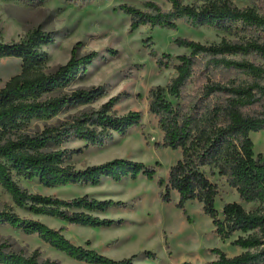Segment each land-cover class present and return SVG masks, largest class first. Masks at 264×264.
Masks as SVG:
<instances>
[{"label":"trees","instance_id":"1","mask_svg":"<svg viewBox=\"0 0 264 264\" xmlns=\"http://www.w3.org/2000/svg\"><path fill=\"white\" fill-rule=\"evenodd\" d=\"M28 5L40 0H20ZM84 3L87 0H67ZM164 9L153 0L143 1V7L120 3L115 10L129 16V31L140 26L176 28L182 20L193 28L211 27L228 33L264 32V14L253 6H238L234 0H166ZM250 3L264 0H248ZM54 40V32L38 27L19 40L0 42V57H16L21 71L0 88V186L17 207H25L32 215H44L69 224L106 227L114 220L101 217L111 206L122 201L98 199L88 194L61 198L30 192L20 178H36L46 187L61 185L98 184L102 178L119 181L141 175L152 180L155 166L141 161L116 157L97 164L77 168L71 159L82 148H62L70 138L83 140L85 146L103 145L114 133L123 135L141 122L142 113L130 110L117 114L114 105L120 95H114L99 107L89 104L105 91L102 86L68 89L70 83L86 73V67L98 56L91 50L77 52L78 43L68 60L51 71L40 68L48 58L42 49ZM150 41L149 39H147ZM176 46L188 53L173 57L170 53L149 55L160 68H174L175 75L165 85L151 86L147 92L148 113L154 115L162 132V141L155 147L178 149L180 158L169 167L167 178L158 177V198L170 201V192L178 195L176 208L188 220L187 201L201 203L220 239L238 235L232 244L242 248L229 256L213 248L216 257L207 264H264V153H254L249 134L264 129V63L236 55L255 54L264 61V43L254 38L235 41L222 39L218 43H202L186 37H176ZM116 55L115 50H108ZM199 63L206 67H224L244 72L249 80L223 83L208 80L191 95L184 91ZM177 100L174 104L169 98ZM82 106V107H80ZM76 111L55 123H45L41 129L32 128L33 120H48L62 111ZM222 176L235 189L239 202H225L218 217L215 198L218 186L211 178ZM243 203H255L245 209ZM19 228L36 234L43 242L72 259L89 264H134L133 257L112 259L85 245L73 243L64 234L65 226L51 227L37 218L23 217L8 208H0V225ZM147 256H154L148 252ZM1 264H57L55 260L40 259L37 250L23 254L0 243Z\"/></svg>","mask_w":264,"mask_h":264},{"label":"rangeland","instance_id":"2","mask_svg":"<svg viewBox=\"0 0 264 264\" xmlns=\"http://www.w3.org/2000/svg\"><path fill=\"white\" fill-rule=\"evenodd\" d=\"M145 0H87L74 3L67 0H40L28 5L20 0H0V42L19 40L35 28L54 32L53 42L43 45L48 58L40 68L51 71L57 65L68 60L72 47L78 43L79 54L96 50L98 56L86 67L81 78L74 79L68 89L86 86H102L105 93L89 104L97 108L114 95L120 98L114 105L117 114L130 110L142 113L141 122L130 127L125 134L114 133L103 145L85 146L83 140L70 138L61 145L62 148H82L74 155L71 162L77 168L97 164L112 158L122 157L138 160L146 165L155 166L152 180L141 175L135 179L124 177L119 181L102 178L98 184H76L46 187L36 178L19 183L30 192L53 195L61 198L88 194L98 199L122 201V205L109 207L103 212H96L101 217L113 219L106 227H89L69 224L59 219L32 215L27 208L17 207L10 195L0 186V208L12 209L20 216L37 218L51 227L65 226L64 234L73 243L94 248L112 259L133 257L134 264H207L217 255L213 248H219L227 255L238 254L243 249L237 248L232 241L241 233L235 231L229 238L220 239L211 219L201 210V203L187 201L185 209L188 220L182 211L176 208L178 195L170 192V201L158 198V177L167 178L169 167L180 158V151L171 148L155 147L162 141V132L154 115L148 113L147 92L151 86L165 85L175 75V69L160 68L155 59L149 55L155 52L170 53L173 57L188 53L189 49L176 46V37H186L202 43H218L222 39L240 40L254 38L264 43V32L228 33L211 27L193 28L182 20L177 21L176 28L161 26H140L129 31V16L115 10L118 4L128 2L143 7ZM164 9L170 4L166 0H153ZM191 2V0H183ZM238 6H253L264 14V2L250 3L248 0H234ZM149 39L150 41H148ZM108 50H115L111 55ZM257 63H264L255 54L236 55ZM21 71V61L16 57H0V88L15 74ZM244 72L224 67H206L199 63L188 82L184 95H191L208 80L223 83L249 80ZM168 98L175 104L177 100ZM82 107V106H80ZM67 109L48 120H33L31 127L41 129L45 123H55L76 111ZM253 141L254 153H264V129L249 134ZM211 180L218 186L215 207L218 217L225 202L237 201L239 196L224 178L215 175ZM251 210L255 203H243ZM0 243L9 249L27 255L37 250L40 259L55 260L57 264H89L70 258L43 242L36 234H27L19 228L6 224L0 225ZM152 252L154 256H147ZM1 264V263H0Z\"/></svg>","mask_w":264,"mask_h":264},{"label":"crops","instance_id":"3","mask_svg":"<svg viewBox=\"0 0 264 264\" xmlns=\"http://www.w3.org/2000/svg\"><path fill=\"white\" fill-rule=\"evenodd\" d=\"M237 248H240V247H238V246H236ZM240 249H242V248H240Z\"/></svg>","mask_w":264,"mask_h":264}]
</instances>
